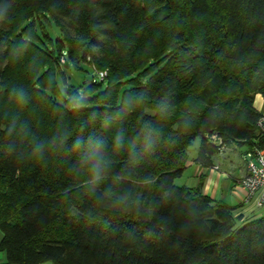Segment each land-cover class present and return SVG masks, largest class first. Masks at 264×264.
<instances>
[{"label": "trees", "instance_id": "16d2710c", "mask_svg": "<svg viewBox=\"0 0 264 264\" xmlns=\"http://www.w3.org/2000/svg\"><path fill=\"white\" fill-rule=\"evenodd\" d=\"M255 94L264 0H0V264H264V214L174 183L264 147Z\"/></svg>", "mask_w": 264, "mask_h": 264}, {"label": "crops", "instance_id": "0c3cea01", "mask_svg": "<svg viewBox=\"0 0 264 264\" xmlns=\"http://www.w3.org/2000/svg\"><path fill=\"white\" fill-rule=\"evenodd\" d=\"M254 107L264 114V96L255 94ZM245 144L231 143L211 157L210 165H195V184L202 182V192L211 199L223 200L234 207L235 215H242L243 219L256 218L264 214V207H257L254 197H248L247 191L239 184L245 174V165L242 159L247 150ZM191 163V161L189 162ZM0 232V239H1ZM5 260L0 250V262Z\"/></svg>", "mask_w": 264, "mask_h": 264}, {"label": "rangeland", "instance_id": "374dc122", "mask_svg": "<svg viewBox=\"0 0 264 264\" xmlns=\"http://www.w3.org/2000/svg\"><path fill=\"white\" fill-rule=\"evenodd\" d=\"M63 59V58H62ZM64 61V59H63ZM61 58L59 60L60 63H63ZM16 67L13 64V56L12 59L8 61L7 68L5 70V78L4 82L9 83L12 82L13 73ZM65 75L69 84L76 85L77 90L80 92L83 91V87L90 83V81H86L87 76H93L94 81H98V77L95 72L91 69L88 64H81V70H76L72 66L70 68H65ZM20 72V71H19ZM19 72L17 75H19ZM11 79V80H9ZM58 84L62 87V81L60 77H57ZM105 84L101 85V89L104 88ZM200 143V139L195 138L191 145L187 149V165L183 171V173L174 179V183L177 185H186L192 187L195 184V165L192 160L197 156V150ZM191 161V163H189Z\"/></svg>", "mask_w": 264, "mask_h": 264}, {"label": "built area", "instance_id": "2783aa9c", "mask_svg": "<svg viewBox=\"0 0 264 264\" xmlns=\"http://www.w3.org/2000/svg\"><path fill=\"white\" fill-rule=\"evenodd\" d=\"M61 61H63L61 57ZM100 79L105 72L99 71ZM259 125L264 127V118L259 120ZM242 159L245 165V174L239 184L247 191L248 197H254L257 207H264V147L246 150Z\"/></svg>", "mask_w": 264, "mask_h": 264}, {"label": "water", "instance_id": "95a60500", "mask_svg": "<svg viewBox=\"0 0 264 264\" xmlns=\"http://www.w3.org/2000/svg\"><path fill=\"white\" fill-rule=\"evenodd\" d=\"M85 80H86V81L91 80V76H87Z\"/></svg>", "mask_w": 264, "mask_h": 264}]
</instances>
